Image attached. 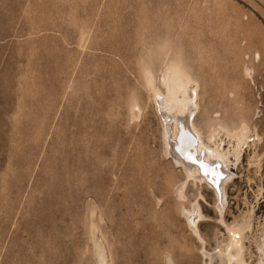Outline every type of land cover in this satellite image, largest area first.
Returning <instances> with one entry per match:
<instances>
[{
	"label": "rangeland",
	"instance_id": "1",
	"mask_svg": "<svg viewBox=\"0 0 264 264\" xmlns=\"http://www.w3.org/2000/svg\"><path fill=\"white\" fill-rule=\"evenodd\" d=\"M175 63L198 84L205 137L223 127L228 149L223 129L242 123L259 136L230 168L223 212L253 207L244 258L258 263L264 0H0V264H97L94 227L111 264L208 263L226 237L214 196L189 182L176 198L184 174L145 88ZM196 202L202 242L182 214Z\"/></svg>",
	"mask_w": 264,
	"mask_h": 264
},
{
	"label": "bare ground",
	"instance_id": "2",
	"mask_svg": "<svg viewBox=\"0 0 264 264\" xmlns=\"http://www.w3.org/2000/svg\"><path fill=\"white\" fill-rule=\"evenodd\" d=\"M177 64L169 65L164 73L162 72L159 86L150 76L146 79L147 87H145L150 93L154 112L160 122L163 155L170 158L169 160H172L175 167L180 168L184 174V180L174 189L175 196L177 199L184 200V191L189 182L208 189L214 196V208L219 215L217 220L223 226L226 237L216 242L211 253L203 250L202 255L207 258V264H215L214 261L216 264H246L244 255L248 250L245 242L249 240L248 235L252 227L253 207L246 209L244 213L239 212L231 223H226L223 218L226 206L225 191L226 185L232 181L233 175L230 168L237 166L244 148L256 150L259 136L256 133L250 135L248 127L242 123L238 130L223 129L226 136L234 140L228 149H225L222 140L218 139L219 129L222 132L223 127H217L218 132L214 130L215 128H210L211 130L205 137L195 123L199 113L198 84L190 79L181 65ZM188 155L193 157L195 163L186 158ZM252 162L256 169H260V161L256 153H253ZM201 163L206 166L205 169L200 168ZM217 176L220 178L217 179ZM182 214L191 233L202 242L198 228L199 224L205 220V216L202 214L200 205L197 202L191 204L189 209L182 210ZM262 220L261 231L254 237L258 253L257 264H264V219ZM97 230L94 227L93 241L91 240L94 245L95 262L111 264L105 241ZM165 261L166 264H174L169 255L166 256Z\"/></svg>",
	"mask_w": 264,
	"mask_h": 264
},
{
	"label": "snow or ice",
	"instance_id": "3",
	"mask_svg": "<svg viewBox=\"0 0 264 264\" xmlns=\"http://www.w3.org/2000/svg\"><path fill=\"white\" fill-rule=\"evenodd\" d=\"M186 158L189 159V160H192L193 163H195V160L193 159V157H192L191 155H188ZM200 168H201V169H205L206 166H205L203 163H201V164H200ZM219 178H220V177L217 176V179H219Z\"/></svg>",
	"mask_w": 264,
	"mask_h": 264
}]
</instances>
